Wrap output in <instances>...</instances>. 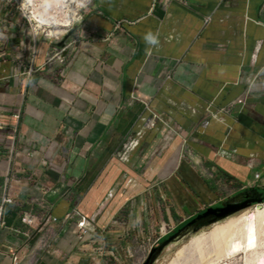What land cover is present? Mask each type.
<instances>
[{
  "label": "crops",
  "instance_id": "1",
  "mask_svg": "<svg viewBox=\"0 0 264 264\" xmlns=\"http://www.w3.org/2000/svg\"><path fill=\"white\" fill-rule=\"evenodd\" d=\"M12 4L0 0V204L14 200L0 264L10 250L121 264L140 228L261 195L264 0H88L65 50L27 36ZM48 214L60 225L42 229Z\"/></svg>",
  "mask_w": 264,
  "mask_h": 264
},
{
  "label": "rangeland",
  "instance_id": "2",
  "mask_svg": "<svg viewBox=\"0 0 264 264\" xmlns=\"http://www.w3.org/2000/svg\"><path fill=\"white\" fill-rule=\"evenodd\" d=\"M65 1L66 3L69 1L72 3V0ZM87 1L88 0H86V2ZM86 2H84L83 5H85ZM78 3L80 5L81 0L73 2L72 5H75L76 9L70 6L69 11L67 12L70 14V10H78L77 7H80L79 11L81 12L82 6L80 5L76 7V4ZM11 8L18 11L14 3ZM18 12L21 14L20 11ZM48 22L53 24V31L56 32V34H52V30H49L46 26H40V32H33L32 27L27 23H25L24 28L31 34L37 35L38 38H43L46 34L47 36L56 37L60 40V38L66 34V28H61V26L55 27V24H57L56 22ZM260 193L264 195V190ZM240 199L241 197L239 195H232L227 202L238 201ZM259 205L260 204H254L245 210L253 212ZM262 205H264V203ZM240 212L219 220L209 226L187 225V223L195 216L187 218L184 223L178 226L179 231L175 234L172 233L170 240L165 242H161L162 240L157 242V238L161 235L169 234V232L173 230L171 226L161 225L159 227L148 229L140 228L137 230V236L139 235V239L137 238L135 243H131L133 257H125L124 255L127 253L122 252V255L124 256L123 259L126 260V264H145L150 257V253L154 251L150 264H159V262L160 264H258L255 262L257 257L260 259L259 264H264V248L257 251L256 254L247 256L243 253H238L233 258H224L221 256L223 255L225 241L230 236L233 226L241 217ZM154 248H156V250H153ZM252 259L255 260H253V262H249ZM12 261L15 262L16 260L13 259ZM41 262L42 261L39 259V256L27 258L19 257L18 259V264H40ZM111 264L118 263L114 261L111 262Z\"/></svg>",
  "mask_w": 264,
  "mask_h": 264
},
{
  "label": "bare ground",
  "instance_id": "3",
  "mask_svg": "<svg viewBox=\"0 0 264 264\" xmlns=\"http://www.w3.org/2000/svg\"><path fill=\"white\" fill-rule=\"evenodd\" d=\"M64 1L65 0H43V3L45 5L54 3L55 5L60 7L59 9L62 15H52V18L50 19H45L42 16L37 15L34 10H31L32 8L29 7L30 5L27 4L26 7H28L32 11L31 18L34 19L37 23L35 32H40V26H46L47 28H49V30H52V34H56V32L53 31V24L48 21L56 22L59 20V22H56L57 24L54 23L55 27L61 26V28H66V32H68V29L72 22L71 19L74 15H76L77 12V10H75V5L73 6L72 4L73 2H78V0H72V3L70 1L66 3V1ZM76 5H79V3ZM70 6L75 9H71L69 14L67 11H69ZM52 38L59 40L56 37ZM62 38H60V40ZM240 213L239 214L241 215V217L239 221L233 226L230 236L225 241L223 255H221L224 258H233L238 253H243L245 254V256L252 255L256 254L257 251H260L262 248H264V205L260 204L258 208L253 212L244 209L243 211L241 210ZM253 260L255 259H252L249 262H253ZM259 260L260 259L257 257L255 262L259 264Z\"/></svg>",
  "mask_w": 264,
  "mask_h": 264
},
{
  "label": "built area",
  "instance_id": "4",
  "mask_svg": "<svg viewBox=\"0 0 264 264\" xmlns=\"http://www.w3.org/2000/svg\"><path fill=\"white\" fill-rule=\"evenodd\" d=\"M12 2L16 5V8L18 11H20V3L21 0H12ZM84 2H86V0H84ZM88 2V1H87ZM29 7H31V10H34L36 12L37 15L42 16L45 19H50L52 18V15H62V13L60 12V7L55 5L54 3H50V5L48 4H44L43 0H30L29 3ZM81 5V3H80ZM80 5H76L80 6ZM84 6V5H83ZM82 6V7H83ZM81 7V8H82ZM80 7H77V12L76 15H74L71 19V25L68 29L67 34L61 39V40H57L55 38L49 37L45 34V36L43 37L45 40L49 41L51 44H53L54 46H59L60 43L63 42V40L67 37V35L69 34V32L77 26V24L81 21L82 15L81 12L79 11ZM28 7L25 8V11L22 15L25 23H27L29 26L32 27L33 32H35V26H37V23L34 19L31 18V11ZM21 12V11H20ZM24 23V26H25ZM25 34L27 36H33V38H38L37 35L31 34L30 32L26 31V29L24 28ZM69 46V44L66 42L64 47H61L63 50H65L67 47ZM34 49V48H33ZM62 50V51H63ZM61 58V57H60ZM62 59V58H61ZM29 73H33L32 69L30 70ZM239 103L243 102V99L240 98L238 99ZM17 118H19V116H17ZM9 189V186L8 188ZM14 200L9 197L6 196L2 203L0 204V227H2L4 225V210H5V206L9 205V204H13ZM80 214L77 210L68 212L65 214L64 218L62 219V221H71L72 219H74V217H78ZM43 220V228L48 227L51 223H56L58 226L60 225V220L57 217H54L52 214H48L45 216V218L42 219ZM22 221L30 226H32L35 222V220L31 217V216H27L24 215L22 217ZM77 229L79 230L80 234L83 236H90L91 238L94 237V234H96V229L94 227V225L92 224L90 218L86 217V216H81L77 223H76ZM43 240V238H42ZM57 241V238H54V242ZM43 242V241H42ZM44 246H46V244H43ZM9 253L11 254V257L13 259H15L16 261L13 262V264H18V259L20 257V253L15 251V250H10ZM4 253L2 251H0V256H2ZM127 257L132 258L133 257V251L129 250L127 251ZM114 258L116 259V261H118L121 264H126V262H124L123 256L122 254H120L119 252L114 254Z\"/></svg>",
  "mask_w": 264,
  "mask_h": 264
},
{
  "label": "water",
  "instance_id": "5",
  "mask_svg": "<svg viewBox=\"0 0 264 264\" xmlns=\"http://www.w3.org/2000/svg\"><path fill=\"white\" fill-rule=\"evenodd\" d=\"M75 28H73L67 37L59 44V47H64L69 37L74 33ZM264 198H247L241 202L237 203H226L222 207H208L202 213L197 214L193 219H191L187 225H200V226H209L213 223L222 220L232 214H235L241 210H244L254 204H263ZM169 237L166 241H169ZM153 250H156L154 248ZM154 252V251H153ZM153 252L150 253V257L145 264H150L152 260Z\"/></svg>",
  "mask_w": 264,
  "mask_h": 264
},
{
  "label": "clouds",
  "instance_id": "6",
  "mask_svg": "<svg viewBox=\"0 0 264 264\" xmlns=\"http://www.w3.org/2000/svg\"><path fill=\"white\" fill-rule=\"evenodd\" d=\"M29 3L30 0H21L20 11L22 14L24 13L25 8ZM83 4H84V0H81V6H83ZM0 38H3L2 33H0ZM143 39L147 45L157 46L159 44L158 34H155L152 31H148L147 33H145ZM26 82L31 83V80L29 79Z\"/></svg>",
  "mask_w": 264,
  "mask_h": 264
},
{
  "label": "flooded vegetation",
  "instance_id": "7",
  "mask_svg": "<svg viewBox=\"0 0 264 264\" xmlns=\"http://www.w3.org/2000/svg\"><path fill=\"white\" fill-rule=\"evenodd\" d=\"M247 198H264V196L261 194V195H257V194H250V195H247L246 197H241L240 200L238 201H233V202H228V203H237V202H241L243 201L244 199H247ZM226 204V203H225ZM225 204L223 205H220V206H216V207H222L224 206Z\"/></svg>",
  "mask_w": 264,
  "mask_h": 264
},
{
  "label": "trees",
  "instance_id": "8",
  "mask_svg": "<svg viewBox=\"0 0 264 264\" xmlns=\"http://www.w3.org/2000/svg\"><path fill=\"white\" fill-rule=\"evenodd\" d=\"M177 231H179L178 227L175 228L172 232H170V233L167 234L166 236H164V237L162 238V241H161V242H165L169 237L172 236V235H171L172 233L175 234Z\"/></svg>",
  "mask_w": 264,
  "mask_h": 264
}]
</instances>
